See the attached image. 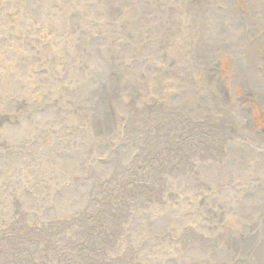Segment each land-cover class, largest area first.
Returning <instances> with one entry per match:
<instances>
[{
    "label": "rangeland",
    "instance_id": "rangeland-1",
    "mask_svg": "<svg viewBox=\"0 0 264 264\" xmlns=\"http://www.w3.org/2000/svg\"><path fill=\"white\" fill-rule=\"evenodd\" d=\"M244 92L264 95V0H0V264H206L227 241L264 264V111ZM144 112L157 138L128 139ZM162 137L171 166L140 186Z\"/></svg>",
    "mask_w": 264,
    "mask_h": 264
},
{
    "label": "bare ground",
    "instance_id": "bare-ground-1",
    "mask_svg": "<svg viewBox=\"0 0 264 264\" xmlns=\"http://www.w3.org/2000/svg\"><path fill=\"white\" fill-rule=\"evenodd\" d=\"M204 2V1H203ZM210 4V3H209ZM209 4H207V5H209ZM211 5V4H210ZM232 10H233V12H234V8L231 6L230 7ZM204 12V11H203ZM234 18H237V17H234ZM234 18H232V20H236V19H234ZM231 20V19H230ZM237 23V22H236ZM238 24V23H237ZM245 24V23H244ZM236 25V24H235ZM243 25V24H242ZM257 25V24H256ZM227 27L229 28V26L227 25ZM249 27V26H248ZM231 28V27H230ZM237 30V29H236ZM238 33H240V34H242V33H244L243 31L241 32V30L238 32ZM237 33V34H238ZM239 34V35H240ZM242 35H240V37H241ZM244 41V40H243ZM246 43H248V41L246 42ZM234 47V46H233ZM253 48H251V50H252ZM245 50V49H244ZM250 50V51H251ZM254 51V50H253ZM249 52V51H248ZM245 53H247V51L245 52ZM234 54V53H233ZM230 59H232V58H230ZM258 59V58H257ZM249 61V60H248ZM249 62H251V61H249ZM254 63V62H253ZM259 63V62H258ZM257 64V63H256ZM238 67V66H237ZM240 68V67H239ZM235 71V70H234ZM240 71H241V73H244V76L241 78V80L239 81L240 83V85H241V89L243 88V90L244 91H246L247 90V88L249 89V87L251 86V82H254L255 81V79H256V74H254L253 73V70L251 69V71L245 66V65H242L241 66V68H240ZM239 73V72H238ZM237 82H238V79H237ZM251 83V84H250ZM249 84V85H248ZM111 85V84H110ZM108 86L107 88H104L105 90H106V94H105V100L107 101V99H108V96L109 97H111L112 99H113V101L115 100V97H116V95H117V93H118V91L115 89V88H112L111 86ZM138 86V85H137ZM167 88V87H166ZM206 88L209 90V87L208 86H206ZM258 88V87H257ZM211 89V88H210ZM259 90V89H258ZM248 91V90H247ZM250 91H252V89H249V91L248 92H250ZM166 92V91H165ZM171 92V91H170ZM140 93V94H139ZM139 93H138V95H139V97L141 96V98L140 99H143V98H146L147 96H148V94L146 93V92H143V93H141L140 91H139ZM245 94H246V96H243V101L244 102H249L247 99H248V97L249 96H253L254 97V100H257V103L259 104V106L262 108V110L264 111V95H257L256 93L253 95V94H251V93H247V92H244ZM257 93H259V92H257ZM151 96V95H150ZM111 99V100H112ZM152 99V98H151ZM110 100V99H109ZM253 100V101H254ZM217 101V100H216ZM150 102V101H149ZM152 102V101H151ZM154 102V101H153ZM159 102V101H158ZM243 102V103H244ZM141 103V102H140ZM140 103L138 104H131L132 106H135V107H133V110H134V112L136 113L137 111H139V110H143L142 109V106L140 107L139 105H140ZM143 105V107L146 109V108H148V106H145V104H142ZM155 105V104H154ZM224 105V104H223ZM136 107H140L139 109L138 108H136ZM160 109V108H159ZM172 110V109H171ZM111 111V110H110ZM132 112L131 111V107L129 106V108L126 110V112ZM261 111V110H260ZM104 112V111H103ZM161 112V111H160ZM122 114L120 115V116H118L117 117V121L116 122H120V121H122V119H123V124H125V122H126V119H127V117H128V119L130 118V119H132L133 118V114H135V113H133L132 115H131V117H129L128 115H125V111H123V112H121ZM145 114H148V116L150 115L148 112H144ZM156 113V112H155ZM154 113V114H155ZM142 114V113H141ZM151 114H153V113H151ZM175 115V114H174ZM208 115V114H207ZM210 115V114H209ZM153 115H150L149 116V118L150 119H143L144 121L146 120V121H153V123L151 124L150 123V125L149 124H147L148 126L146 127V126H144V125H141V124H138L137 125V127L135 128V129H137L135 132L136 133H134V132H131L130 133V135H132V136H129V137H127L128 139H135V138H138V139H144L145 138V135H146V133L148 132V133H150L147 137H146V139L144 140V141H149V139H150V136L151 137H155V138H157V135L159 134V127L160 126H158V124L160 123V120L162 119V118H164V117H161L160 119H153V117H152ZM193 116V115H192ZM136 117H137V115H136ZM145 117V116H144ZM152 117V118H151ZM108 118H109V115L107 116V121H108ZM244 118H245V121H243V123L244 122H246V121H249L248 120V118L246 117V115H244ZM103 119H104V117H103ZM118 119H119V121H118ZM173 119V118H172ZM227 119V118H226ZM219 120V119H218ZM106 121V120H105ZM131 121V120H130ZM162 122H164V119L163 120H161ZM172 121V120H171ZM109 122V121H108ZM114 122V121H113ZM216 122V121H215ZM122 123V122H121ZM131 123V122H130ZM148 123V122H147ZM165 123H167L166 121H165ZM169 123H171V122H169ZM168 123V124H169ZM186 123V122H185ZM196 123V122H195ZM211 123V121L210 122H208L207 124H210ZM240 123V122H239ZM90 124V123H89ZM112 124H114V123H112ZM144 124H146V123H144ZM126 125L127 124H125V125H123L122 127H121V129H120V133H122V134H124L125 136H128V133H125V128H126ZM88 126V125H87ZM112 126H114V125H112ZM173 126H174V122H173ZM117 127H118V125H117ZM120 127V126H119ZM162 128V127H161ZM160 128V129H161ZM166 129H170V127H167L166 126ZM116 130V129H115ZM117 131V130H116ZM132 131H134V130H132ZM171 131V130H170ZM222 131V130H221ZM141 132H142V135H141ZM161 133H162V131H161ZM166 133V132H165ZM119 134V133H118ZM145 134V135H144ZM199 134V133H198ZM201 135V134H200ZM223 135V134H222ZM211 136V135H210ZM216 136V135H215ZM218 136H219V134H218ZM164 137V136H163ZM162 137V143H163V141L166 143V144H164V147L163 146H159L157 143H154L153 142V140H151L152 142H153V144L152 143H150V144H144L145 145V148H148L151 152L149 153V155L147 156V157H149V156H151V157H153L154 158V156L157 158V162H155V164L157 165V168L155 169V171H153V169H152V167L154 166V162H146V166H144V164H139L140 162H135L134 163V165H135V167H134V170H132L131 172H129V176L132 174V172L136 175V174H143L142 172H140V171H138L137 169H139V168H142L145 172H147L148 173V175L149 176H151V177H153L152 179H150V180H148V181H145V182H143V183H141L140 184V186H145V185H154V186H156V185H160V183H159V178L160 177H163V170H159L158 171V166L162 163V162H166V163H168V166H171V159H172V157H171V159H169V157L168 158H166L165 157V154H166V152L168 151V153L170 152V150L172 149L170 146L171 145H169V143H175V141L173 140V142H171V138L170 137H165V138H163ZM200 137V136H199ZM167 138H169V139H167ZM249 138V137H248ZM103 139H105V138H103ZM202 139V138H201ZM107 141V140H106ZM123 144V143H122ZM229 145V144H228ZM249 145V144H248ZM167 150V151H166ZM206 150V149H205ZM215 150V149H214ZM218 151V150H217ZM135 152V151H134ZM143 154H145L146 155V151L144 152L143 151ZM169 154H172V153H169ZM221 154V153H220ZM173 156V155H172ZM215 156V155H214ZM146 158V157H145ZM228 158V157H227ZM236 158V157H235ZM211 159V158H210ZM156 161V160H155ZM159 161V162H158ZM228 161V160H227ZM142 162V161H141ZM214 162V161H213ZM158 163V164H157ZM210 163V162H209ZM225 163V162H224ZM229 163V162H228ZM216 164V163H215ZM213 167V166H212ZM161 172V173H160ZM158 174V175H157ZM137 176V175H136ZM132 177V176H131ZM131 179V178H130ZM134 179H137V177H135ZM162 179V178H161ZM154 182V183H153ZM226 183V182H225ZM153 186V187H154ZM126 187V186H125ZM129 189V188H128ZM128 199H129V197H128ZM217 209V208H216ZM220 211H222L221 209H219ZM211 211V210H210ZM210 213V212H209ZM212 213V212H211ZM217 216V215H216ZM204 226V225H203ZM185 227V226H184ZM200 227V226H199ZM142 229V228H141ZM187 229V228H186ZM192 229V228H191ZM204 230V229H203ZM231 230V229H230ZM237 232V231H236ZM191 235V234H190ZM196 235V238L198 237V234L197 233H195L194 234V236ZM236 236V235H235ZM192 237V236H191ZM199 238V237H198ZM236 240V239H235ZM239 240V239H238ZM192 242V238H189V239H187L186 241H184V243H191ZM197 242H200V241H197ZM242 243V242H241ZM198 245L200 244V245H202V246H205L203 243L201 244V243H197ZM189 245V244H188ZM199 245V246H200ZM182 246V245H181ZM179 248V247H178ZM208 248V247H207ZM218 248V247H217ZM217 248H213V249H217ZM234 248H235V250H236V252H235V250H234ZM243 248H244V245L243 244H237V243H235V242H226V243H222L221 245H220V248L218 249V250H215V252H214V255L216 254L217 255V253H218V251H221V252H223V253H221L219 256H220V258H218V259H216V257H214V258H212V260H211V262H209L208 260L209 259H206L205 260V262H206V264H212V262L214 261V263L215 262H217L218 261V263L219 264H234V263H231L232 261L233 262H237V254H238V252L239 251H241V250H243ZM208 254V253H207ZM213 256V255H212ZM170 257V256H169ZM172 258V257H171ZM195 258V257H194ZM208 258V257H207ZM190 259V258H189ZM201 260V259H200ZM169 262V261H168ZM240 262V261H239Z\"/></svg>",
    "mask_w": 264,
    "mask_h": 264
}]
</instances>
